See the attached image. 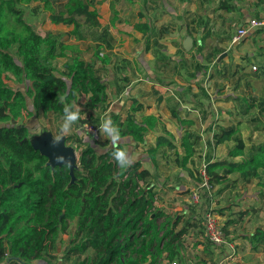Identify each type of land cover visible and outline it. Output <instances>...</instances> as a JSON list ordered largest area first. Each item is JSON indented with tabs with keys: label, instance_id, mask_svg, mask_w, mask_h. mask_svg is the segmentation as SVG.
I'll list each match as a JSON object with an SVG mask.
<instances>
[{
	"label": "trees",
	"instance_id": "16d2710c",
	"mask_svg": "<svg viewBox=\"0 0 264 264\" xmlns=\"http://www.w3.org/2000/svg\"><path fill=\"white\" fill-rule=\"evenodd\" d=\"M35 1L0 0V264H51L56 258V237L67 230L69 222L76 230L66 257H84L77 264H149L154 256L152 249L160 253L155 245L158 242L170 248L167 257L171 262L182 261L180 241L195 223L180 216L167 218L156 208L157 193L147 181L151 173L140 161L122 170L111 156L112 143L100 144L92 138L87 145H76L78 169L76 181L70 184L67 166L52 169L46 165L47 158L31 146L27 125L19 124L28 100L44 118L51 114L63 117L65 104H73L83 94L94 98L105 88L95 64L81 58L77 46L50 31H36L26 20L24 7ZM49 20L72 26L66 37L77 41L86 38V29L99 31L94 53L97 60H102L103 50L115 48L110 30L100 23L94 0H66ZM133 29L146 38L150 36L148 22L135 23ZM68 50L75 56L59 72L54 63L65 58ZM13 76L29 82L25 93L8 85L7 79ZM60 97H64L63 102ZM251 101L264 112V99L252 95ZM143 107L134 103L125 119L118 114L111 116L120 130L121 149L125 140L145 143L147 134L157 127L155 116L136 120L135 114ZM237 134L234 126H220L212 143H208L209 148L235 143L227 148L226 158L209 159L205 165L212 187L231 175L245 183L262 177L264 142L254 146L248 155L245 141ZM171 137L169 132L158 136L154 150L177 149ZM192 138V134H186L181 141L186 158L195 153ZM238 157L242 160H233ZM160 218L167 220L158 223ZM248 241L254 251L263 247L264 229L256 228ZM175 242L178 245L174 248Z\"/></svg>",
	"mask_w": 264,
	"mask_h": 264
},
{
	"label": "rangeland",
	"instance_id": "374dc122",
	"mask_svg": "<svg viewBox=\"0 0 264 264\" xmlns=\"http://www.w3.org/2000/svg\"><path fill=\"white\" fill-rule=\"evenodd\" d=\"M65 1L37 0L29 6L24 7L25 18L34 26L36 31L44 33L48 21H50V15L61 10ZM94 1L100 13L102 27L105 29L108 28L112 35L117 36L119 39L114 43L116 48L120 50L126 48V51H131V53L137 49V43L133 42L132 39L130 40V44L126 45L127 40L125 38L132 31L133 23L139 20L138 13L142 11L141 13L145 15V20L150 21L153 25V34L155 36L153 51L157 54L158 58L165 59L176 55L187 56L185 58L189 63L186 64L187 71L190 69L192 71L197 70L198 66H201L198 64L196 58L198 53L197 41L204 33L199 30V27L201 23L206 21L203 20L204 17L210 20L213 17L214 0H205L210 5L206 13H204V9L201 6V0ZM112 4H114V9H111ZM68 28L73 29L72 26ZM71 30L64 28L58 30V37L66 41L69 45H75L73 44V42H77L75 38L69 39L66 37V33ZM84 31L86 38L81 40L79 44L82 48L80 57L88 60L91 57L95 58V41H97L96 38L100 37V32L91 29ZM234 33V29H227L223 35L231 43V37ZM128 37L131 38L132 35ZM188 37L196 40V47L193 46L187 52L183 47V43ZM102 53L103 55L101 54L100 56L102 60L97 61H102V64H104L103 61L108 60V52L104 51ZM117 53L119 52L117 51ZM73 56H75V52L70 50L66 51V57L57 59L54 67L59 72H63L65 64L71 62ZM248 63L250 66H256L258 70H251L248 74L249 82L247 84L250 89L247 92L241 90V78H233V80H230L225 75H221V79L216 83V88L224 91L226 86H228L231 89V102L227 101V107L231 106L235 109L231 111V114H228L229 117L235 116L230 121L231 126L238 129L237 136L245 141L246 152L250 155L252 154L254 146L264 142V112H261L258 107L252 105L251 97L254 95L262 100L264 99V91L261 88V84L258 83L260 75L262 74L261 64L256 60L253 63ZM103 69L101 72L98 70L101 81V73H103V77H105V74L107 77L109 76V73H106L108 70H105V67ZM111 82L112 78L107 83ZM7 83L23 93L27 91L30 85L28 81L16 76H13L12 79H7ZM244 83L243 81L242 84ZM104 89L103 91H99L94 98L89 97L86 102L82 101L85 96L84 94L79 95L77 100L74 101L73 104L80 109L81 118L72 126L71 132L66 135L68 145L76 146L79 143L80 145H87V143L92 142V137L83 130V127L85 125L100 127L103 119L111 118L113 114H116V112L109 110L108 97L110 96L104 92ZM61 123L62 117L53 114L44 119L41 113L34 110L30 100H28L27 110L19 120V124L27 125L31 135L51 129L55 137L60 136ZM218 127L220 125L213 122L210 126L201 129L200 133L204 136H197V141L195 142L197 152L191 157L186 158V151L181 149L179 152H176L178 159L175 158L174 151H168L164 148L154 150V136L159 133L165 134L163 129L157 127L158 129L152 132L153 136H149L146 139V142L143 143L144 146L139 150L137 149L136 155L133 157L147 161L145 165L147 167L149 166V168L150 163H153L155 166L153 177H149L147 181L150 184H154L155 192L157 193L156 208L164 213L167 218L180 216L184 221L189 219V221H193L191 223H195V226L190 228L187 234L182 237L179 249L180 252L186 251L189 253L193 263L264 264V247H260L257 251L252 250L247 237V235L255 232L257 226L263 225L264 227V171H261V179H253L250 183L238 180L237 175H231L230 178H227L219 185L211 187L209 184V188L204 185V180L201 177V171L210 158V149H205L207 140L212 137ZM98 142L106 145L111 144V140L101 132ZM176 143L180 145V138L176 140ZM234 144L231 141L218 146L216 148V154L219 156V159L226 157L227 148ZM77 155L79 156V151H77ZM236 159L240 160L242 158L238 157ZM195 189L201 195V203L198 205L193 204L189 199L190 191ZM207 212H213L217 216L218 223L226 234L227 244L217 246L208 241L203 228V218ZM166 220L165 218H160L158 223ZM180 228L181 225L178 229ZM75 230V225L69 222L67 230L57 235V249L53 251L56 258L52 260L51 264H77L84 260L82 256L80 258L75 256L68 259L66 257L70 243L75 238ZM201 240L205 242V249L212 251L210 252L211 259L207 260L210 263L206 260L201 262L204 259L200 258L201 256H198L195 251H191L193 250L192 245L197 241L201 242ZM167 241L166 239L165 242ZM163 244V242L155 244L156 248L160 250V253H157L153 248L154 256L149 264H173L174 262L180 264L178 259L172 262L168 259L167 256L170 248L166 249ZM177 245L178 243L175 242L172 247L175 248ZM195 255L198 257L197 259L193 258ZM199 258L202 260L200 261ZM8 263L9 261L5 262V264Z\"/></svg>",
	"mask_w": 264,
	"mask_h": 264
},
{
	"label": "crops",
	"instance_id": "0c3cea01",
	"mask_svg": "<svg viewBox=\"0 0 264 264\" xmlns=\"http://www.w3.org/2000/svg\"><path fill=\"white\" fill-rule=\"evenodd\" d=\"M214 2L213 17H211V20L204 17L203 20L206 21L201 23L199 27V30L203 31L204 34L197 41L198 53L196 58L198 64L201 65L198 66L197 70L192 71L190 69L187 71L186 64H189L185 60L187 56L176 55L165 59L157 57V54L153 51L154 28L150 21L145 20V15L141 13L142 11L138 13L139 20L134 22L133 25L138 22H148L151 26V32L150 36L146 38L147 36L134 30L132 25V31L126 35L127 38L125 39L127 40L126 45L130 44L131 39L137 43V49L133 53L126 51V48L120 50L114 46L115 48L112 51H102L108 52V60L104 64L101 61H97L96 57L86 60L94 63L95 68L100 72L104 70L103 67L108 70L106 72L107 74L109 73L108 77L106 74L103 77V73L101 75L102 83L105 87L104 92L110 96L108 97L109 110L116 112L118 115L121 114V118L125 119L134 103L143 104V109L135 114L136 120L141 121L143 117L151 115L157 117V127L163 129L165 133L169 132L172 135L170 139L177 147V149L173 150L166 147L161 148L174 151L176 159H178L176 152L184 149L181 147V141L186 134L193 135L191 141L195 145L197 136H204L200 133V130L210 126L213 122L224 127L231 126L230 121L235 116L229 117L228 114H231V111L235 109L231 106L227 107V103L231 102L232 91L228 86H226L224 91L216 88V83L221 79V75H225L230 80L241 78L242 83L243 81L245 82L244 84L241 83V90L247 92L250 89L247 84L249 82L248 74L253 67L248 62L253 63L256 60L261 64L262 74L258 83L261 84V88L264 91V32H253L237 44L228 42V38L226 39L223 35L227 29L236 30L244 26L249 18L264 16V0H214ZM223 2L224 6L222 5ZM201 6L204 9V13L208 12L210 5L205 0H201ZM62 28L71 30L65 25H56L48 21L44 32L50 31L58 36V30ZM130 35H132L131 38L128 37ZM113 38L115 41L119 40L117 36H113ZM80 42L81 40L73 42L79 51L82 50L81 46H79ZM193 42V46L196 47V40L193 39ZM95 44L96 51L98 41H95ZM102 52L101 54L103 55ZM115 55H117L116 59ZM191 73L193 74L191 75ZM111 78L112 82L107 83ZM90 96L91 94L85 95L82 101L86 102ZM157 127L154 131L158 129ZM49 131L52 132L51 129ZM150 133L147 134V139L149 136H153V133ZM160 135L164 134L159 133L154 136L155 145L153 148L156 147V138ZM213 136L214 134L207 140L206 150L209 148L208 143H212ZM179 138L180 145L176 143ZM123 145L124 149L129 152L132 162L140 161L144 168L151 173L150 178H152L155 171L154 164L150 163L149 168V166L145 165L147 161L133 157L136 155L137 149H141L144 145L130 140H125ZM216 148H209V159L217 161L227 157L226 155V157L219 159L216 154ZM233 160L241 161L242 159L238 160L235 158ZM227 178H230V176H227ZM258 227L264 229L263 225H259L256 228ZM249 236L247 235V237ZM204 244V240H201V242L197 241L192 245L193 250H191L204 259L201 261L202 259L199 258L201 262L211 259L210 252L212 251L205 249ZM181 253L183 254V260H179L180 264H195L192 262L189 253L186 251ZM193 258L197 259L198 257L195 255Z\"/></svg>",
	"mask_w": 264,
	"mask_h": 264
},
{
	"label": "built area",
	"instance_id": "2783aa9c",
	"mask_svg": "<svg viewBox=\"0 0 264 264\" xmlns=\"http://www.w3.org/2000/svg\"><path fill=\"white\" fill-rule=\"evenodd\" d=\"M264 31V16L260 18H249L244 26L239 27L235 30L232 36L231 43L237 44L244 40L253 32ZM253 71H257V67H252ZM100 127H95L93 125H85L83 130L87 132L94 140H98L100 137ZM74 146V145H73ZM76 148V146H74ZM201 177L204 180V185L209 188V178L206 172V167L201 171ZM212 187V186H211ZM190 201L198 205L201 203V195L197 189L191 190L189 193ZM203 228L208 241L213 245H224L226 243V234L223 228L218 223V218L213 212H207L203 218ZM176 264V263H173Z\"/></svg>",
	"mask_w": 264,
	"mask_h": 264
},
{
	"label": "clouds",
	"instance_id": "9594fccd",
	"mask_svg": "<svg viewBox=\"0 0 264 264\" xmlns=\"http://www.w3.org/2000/svg\"><path fill=\"white\" fill-rule=\"evenodd\" d=\"M60 100L63 102L64 97H60ZM63 112L64 115L62 117V123L60 125V136L54 137V144L59 143L64 136L69 134L72 130V126L76 124L81 118L80 109L75 104H65ZM99 131L111 140V143L113 145L111 156L117 161L118 166L122 170H126L128 167H130L132 164V158L130 157L129 152L126 149H121L119 147L122 137L119 128L114 125L111 118H106L101 121ZM56 164L70 166L71 161L63 156H57Z\"/></svg>",
	"mask_w": 264,
	"mask_h": 264
},
{
	"label": "water",
	"instance_id": "95a60500",
	"mask_svg": "<svg viewBox=\"0 0 264 264\" xmlns=\"http://www.w3.org/2000/svg\"><path fill=\"white\" fill-rule=\"evenodd\" d=\"M183 45L186 51H190L193 47V39L188 37ZM54 137L55 136L51 131L46 130L37 134H30L28 140L35 151H38L42 156L47 158L46 165L50 166L52 169L65 166L56 164L57 156H63L70 160L71 165L67 167L69 168V174L71 177L70 184H73L76 181L75 171L78 169V155L76 148L67 144L66 136H64L57 144H54Z\"/></svg>",
	"mask_w": 264,
	"mask_h": 264
}]
</instances>
